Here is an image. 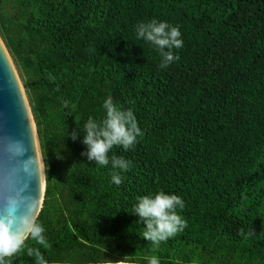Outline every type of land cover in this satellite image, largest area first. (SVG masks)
Masks as SVG:
<instances>
[{"label":"trees","instance_id":"obj_1","mask_svg":"<svg viewBox=\"0 0 264 264\" xmlns=\"http://www.w3.org/2000/svg\"><path fill=\"white\" fill-rule=\"evenodd\" d=\"M152 20L181 34L167 67L137 38ZM0 36L36 123L50 245L27 235L0 264H35V248L48 263L264 264V0H0ZM109 97L142 132L108 153L127 171L81 155ZM157 191L184 201L187 227L153 252L132 211Z\"/></svg>","mask_w":264,"mask_h":264},{"label":"clouds","instance_id":"obj_2","mask_svg":"<svg viewBox=\"0 0 264 264\" xmlns=\"http://www.w3.org/2000/svg\"><path fill=\"white\" fill-rule=\"evenodd\" d=\"M136 33L138 39L151 43L160 51L163 57L160 65L162 68L178 59L172 51L183 46L177 27L165 21L152 20L139 23ZM103 107L105 116L100 122L90 117L83 126L81 143L85 146V151L81 155L100 166L107 167L111 164L114 170L127 171L131 166L130 161L119 156L110 158L108 153L114 147L127 151L137 143V137L142 136V132L131 109L123 110L117 107L110 97L104 101ZM70 138L75 141L77 133L73 131ZM111 181L117 186L122 183L119 172L113 171ZM183 209L184 201L175 194L157 191L137 197L132 214L137 216V222L143 225L142 237L152 245L153 252L158 250L161 243L175 237L187 227L186 220L180 215ZM13 222V217L6 213L0 217V257L15 255L22 251L25 244L23 231L19 227L13 230ZM21 224L27 228L28 237L36 244L45 249L50 247L44 235L45 229L38 221H29L27 217H22ZM29 255L33 256L35 264H48L39 248L33 249ZM145 259L147 264H160L157 256ZM107 264H126V260H108Z\"/></svg>","mask_w":264,"mask_h":264},{"label":"water","instance_id":"obj_3","mask_svg":"<svg viewBox=\"0 0 264 264\" xmlns=\"http://www.w3.org/2000/svg\"><path fill=\"white\" fill-rule=\"evenodd\" d=\"M44 193L45 168L36 123L17 69L0 36V217L5 213L12 216L13 230L19 227L26 238L27 228L21 224V218L36 219Z\"/></svg>","mask_w":264,"mask_h":264},{"label":"rangeland","instance_id":"obj_4","mask_svg":"<svg viewBox=\"0 0 264 264\" xmlns=\"http://www.w3.org/2000/svg\"><path fill=\"white\" fill-rule=\"evenodd\" d=\"M15 65V64H14ZM15 67H16V65H15ZM17 69V68H16ZM17 72H18V70H17ZM19 74V73H18ZM19 77H20V75H19ZM21 79V78H20ZM21 82H22V80H21ZM23 84V83H22ZM26 92V91H25ZM27 95V94H26ZM28 98V97H27ZM34 117V116H33Z\"/></svg>","mask_w":264,"mask_h":264}]
</instances>
